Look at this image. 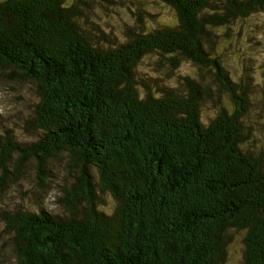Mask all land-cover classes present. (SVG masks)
Returning a JSON list of instances; mask_svg holds the SVG:
<instances>
[{
	"label": "trees",
	"instance_id": "trees-1",
	"mask_svg": "<svg viewBox=\"0 0 264 264\" xmlns=\"http://www.w3.org/2000/svg\"><path fill=\"white\" fill-rule=\"evenodd\" d=\"M153 1L178 24L112 41L87 0H0L2 75L39 98L25 129L36 141L0 135V193L32 160L45 178L61 152L75 174L62 212L9 217L15 264H225L235 231L244 264H264V147L253 136L264 100L251 77L233 79L218 47L252 27L264 0ZM183 62L198 74L180 87L151 73L173 79ZM208 104L217 112L205 121Z\"/></svg>",
	"mask_w": 264,
	"mask_h": 264
},
{
	"label": "rangeland",
	"instance_id": "rangeland-1",
	"mask_svg": "<svg viewBox=\"0 0 264 264\" xmlns=\"http://www.w3.org/2000/svg\"><path fill=\"white\" fill-rule=\"evenodd\" d=\"M111 1H116V3L101 5L102 0H87L92 10L95 12L101 10V27L112 41L116 35L118 40L124 39L125 31L128 28L135 29L138 26L159 29L178 24L177 15L171 8L153 0ZM139 13H142L143 24L137 21ZM255 19L253 24H245L244 27L252 25L250 29L242 30L239 25L234 27L235 33L240 32L239 38L235 36L231 44H229L230 41H223L218 44V47L223 51L224 65L231 72L233 79L241 82L244 77H251L257 87L253 93L255 95L257 93L258 99L264 100V13L258 14ZM89 20L97 22L90 14ZM250 34L255 39L251 38ZM237 39L238 45L235 46ZM244 56L250 57V59L244 61ZM158 58L154 56L155 60ZM179 69L180 71L178 70L177 73L175 71L176 75L173 79H168L163 74L162 70H165L163 67L153 65L151 73L159 74L169 86L174 87H180V76L197 77L198 71L190 63L183 62ZM2 73H10V70L0 69V135H4L6 130H13L14 135L23 142L36 141L38 133L34 132L33 135L25 130L28 125L27 121L31 119L34 106L39 99L36 87L30 82L17 83L8 80ZM207 80L211 81L210 75ZM207 106L203 109L205 121L213 118L217 112V109L212 108L211 104ZM260 111L261 109L254 107L250 119L258 120ZM258 128L261 131L254 133L253 136L264 147V115L262 124ZM67 163V154L59 153L47 164L46 177L40 179L36 162L32 160L24 166L20 178L15 182H8L4 191L0 193V264H15L12 246L14 235L7 228L9 217L14 212L19 209L37 212L39 208L43 207L52 213L62 212L58 199L63 196L64 190L69 189L75 175L67 171ZM92 172L97 178L94 169ZM102 198L105 200L102 209L110 211L114 207L113 200L107 194ZM244 235L243 231L230 233L231 238L227 247L225 264H244Z\"/></svg>",
	"mask_w": 264,
	"mask_h": 264
}]
</instances>
